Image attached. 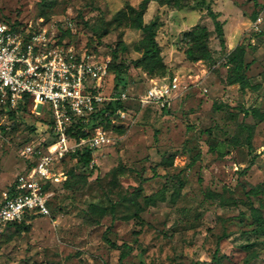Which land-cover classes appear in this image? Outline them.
I'll return each instance as SVG.
<instances>
[{
	"label": "rangeland",
	"instance_id": "obj_1",
	"mask_svg": "<svg viewBox=\"0 0 264 264\" xmlns=\"http://www.w3.org/2000/svg\"><path fill=\"white\" fill-rule=\"evenodd\" d=\"M138 1L0 0V20L32 28L70 22L69 35L82 45L93 26ZM207 8L223 22L224 51L243 50L252 84L243 92L225 85L224 53ZM154 16L163 75L134 66L140 30L110 23L90 43L103 60H110L116 41L125 44L117 57L127 66L120 77L126 116L115 122L122 132L108 131L110 143L93 150L90 176L65 160L74 175L54 185L47 216L35 215L24 230L0 224V264H117L120 249L104 237L131 246L123 264H264V237L251 231L250 216L251 205L264 204V121L248 114L252 108L264 112V0H189L182 10L150 2L143 22ZM199 23L210 31L208 64L188 62L182 53L181 32ZM172 77L178 95L166 113L138 105L136 96L151 82ZM110 82L107 76L104 91ZM48 114L43 105L13 122L0 117V195L25 166L18 149L45 136L40 120ZM255 186L259 192L248 193ZM260 213L264 217V208Z\"/></svg>",
	"mask_w": 264,
	"mask_h": 264
},
{
	"label": "built area",
	"instance_id": "obj_2",
	"mask_svg": "<svg viewBox=\"0 0 264 264\" xmlns=\"http://www.w3.org/2000/svg\"><path fill=\"white\" fill-rule=\"evenodd\" d=\"M68 33H74L70 22L32 28L0 21V117L6 120L7 112L23 105L29 112L46 105L54 139L48 145L30 140L18 149L25 166L10 190L1 192L0 224L18 222L25 214L47 216L51 188L66 179L71 167L65 160L75 162L71 154L83 146L95 150L110 143L108 131L100 124L76 139L68 136L69 128L76 121L88 124L104 102L128 97L123 91L118 95L104 92L109 58L99 59L75 47ZM177 89L176 77L151 82L136 100L141 107L166 108L178 95ZM125 116V110L118 109L111 124Z\"/></svg>",
	"mask_w": 264,
	"mask_h": 264
},
{
	"label": "trees",
	"instance_id": "obj_3",
	"mask_svg": "<svg viewBox=\"0 0 264 264\" xmlns=\"http://www.w3.org/2000/svg\"><path fill=\"white\" fill-rule=\"evenodd\" d=\"M150 2H155L158 5H167L172 7L174 10H182L188 6L189 0H139L138 3L133 6L126 3L123 8L119 9L112 17L111 21L108 23H101L100 26H93L91 28L92 36L88 39L87 42H84L80 45L79 39L74 36L67 34L69 37V41L72 42L75 47H82L88 53L94 54V49L91 48L90 43L94 40L99 41L102 36H104L107 32V25L113 23L114 26L119 27L124 25L128 28L140 30L141 37L135 44V51L138 53V57L134 60V66L142 69L145 73L149 75L154 74H162L165 71V63L163 62L160 47L156 41V31L159 26L158 19L156 16L151 18L148 22H143V15L147 10L148 4ZM206 15L210 19L212 24V31L214 33V37L218 42L219 49L224 53V61L227 69L226 77H225V85H237L238 90L243 92L247 88H251L252 84L246 76V70L248 68V64L243 60V50L238 49L239 45H237L234 49L229 52H225V41H224V33H223V22L218 19L219 13L213 12L210 8L206 9ZM255 18V15L252 19ZM3 22L11 23L13 26H23L20 21L14 19L9 20L8 18H4L0 20ZM68 32V31H67ZM210 31L203 24H195L191 28L184 30L180 34V42L184 45V49L182 51L184 58L188 62H203L210 63L212 62V52L208 47ZM126 49L123 41L118 40L115 43L114 49L110 53V61L107 65L108 77L111 78L110 86L107 88L105 93L111 95H118L123 91V83L121 81V76L126 72L127 66L121 62L117 61L118 53L124 51ZM151 107V105L146 106L144 108ZM157 107V106H156ZM159 108V107H157ZM118 109H124L123 101L113 100L104 102L98 110L93 113L90 117V122L88 124H83L79 121H76L69 128L67 134L71 138L85 137L88 135L91 127L96 124H100L107 131L115 130L116 132L121 133L122 129L119 126H115L111 124V117L115 114ZM164 113L167 111L165 108H160ZM27 107L23 105L19 107L17 110H11L6 113V121L11 120L12 122L23 113H27ZM247 114V113H246ZM248 114L257 121H264V112H259L257 109L252 108ZM41 119V118H40ZM41 123L44 127L45 136L41 138V142L44 145H48L54 141L53 136L50 131V121L42 118ZM251 129L252 126H247V143L250 142L251 139ZM30 130L35 131L32 126ZM37 131V130H36ZM103 146V145H102ZM92 149H88L86 147H81L77 149L73 154H71V158H75L74 164L79 166L80 168L86 171V176L92 175L94 171V166L91 164L92 161ZM195 161V157H192L190 163ZM74 175L73 168H69L66 171V179L61 182V184H65L67 179L71 178ZM12 183L7 187V190H10ZM54 186H52L51 190L53 192ZM139 189V188H138ZM259 192L257 186L252 187L248 190V193L256 195ZM177 195V190H173L171 196L174 197ZM145 203H151V198H144ZM50 201V199H49ZM49 201L47 206L49 208ZM264 208V204L250 207V216H251V224L253 225L252 232L256 236L264 237V217L261 215L260 210ZM136 215V214H135ZM35 215L25 214L20 221H11L6 222L2 225H10L20 230H24L28 227L29 221ZM105 241L110 244L112 247L120 249L117 257V264H123V259L128 255L131 246L127 243L115 244L111 242L106 237H104ZM264 239V238H263ZM264 244V242H263ZM248 247V244L245 245ZM217 251V247L215 248V252ZM214 252V254H215Z\"/></svg>",
	"mask_w": 264,
	"mask_h": 264
}]
</instances>
